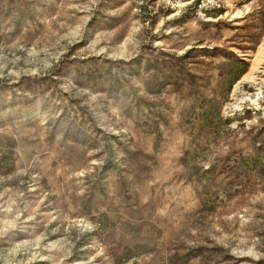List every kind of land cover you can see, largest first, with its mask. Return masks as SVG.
Instances as JSON below:
<instances>
[{
  "label": "rangeland",
  "instance_id": "1",
  "mask_svg": "<svg viewBox=\"0 0 264 264\" xmlns=\"http://www.w3.org/2000/svg\"><path fill=\"white\" fill-rule=\"evenodd\" d=\"M0 264H264V0H0Z\"/></svg>",
  "mask_w": 264,
  "mask_h": 264
},
{
  "label": "bare ground",
  "instance_id": "2",
  "mask_svg": "<svg viewBox=\"0 0 264 264\" xmlns=\"http://www.w3.org/2000/svg\"><path fill=\"white\" fill-rule=\"evenodd\" d=\"M237 1H240V0H237ZM260 57H261V56H260ZM260 57H259V58H260ZM256 62H257V61H256Z\"/></svg>",
  "mask_w": 264,
  "mask_h": 264
}]
</instances>
